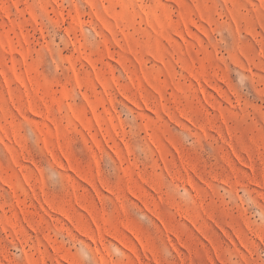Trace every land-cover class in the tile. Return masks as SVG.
Segmentation results:
<instances>
[{
	"label": "rangeland",
	"instance_id": "obj_1",
	"mask_svg": "<svg viewBox=\"0 0 264 264\" xmlns=\"http://www.w3.org/2000/svg\"><path fill=\"white\" fill-rule=\"evenodd\" d=\"M0 264H264V0H0Z\"/></svg>",
	"mask_w": 264,
	"mask_h": 264
}]
</instances>
